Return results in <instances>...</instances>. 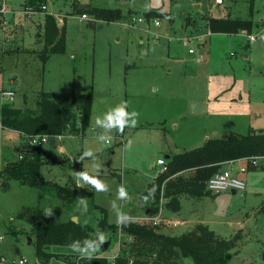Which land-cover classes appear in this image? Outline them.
Masks as SVG:
<instances>
[{"label": "rangeland", "instance_id": "rangeland-1", "mask_svg": "<svg viewBox=\"0 0 264 264\" xmlns=\"http://www.w3.org/2000/svg\"><path fill=\"white\" fill-rule=\"evenodd\" d=\"M24 1L0 0V6L5 4L14 11L7 15V28L0 31V106L12 102L15 107H35L30 105H35L41 90L77 94L91 91L92 111L85 135L49 137L42 145V151L57 160L62 156L57 146L62 145L64 153L74 156L75 161L72 165L64 160L43 165L40 174L47 180L77 187L75 182L82 169L102 180L107 190H97L82 181L81 188L93 189L94 198L83 199L87 208L79 202L76 211L50 191L42 190L40 194L37 187L0 175V256L9 260L24 257L31 264H40L32 235L31 216L36 207L51 214L53 222L66 221L73 215L96 226L102 215L101 209L93 207L98 204L107 209L108 221L118 226L111 236L109 231L103 233L105 241H110L108 248L104 252L98 249L112 260L126 245L135 243L133 237L121 231L118 213L166 233L164 201L156 213L162 220L158 224L147 219L156 215H149L147 206L135 201L137 184L150 182L158 173L159 165L152 166L158 158L165 160L167 152L199 147L208 138L264 129V42H248L244 32L211 33L207 28L209 17L230 15L251 19L252 33L264 34V0H225L222 5H214L211 0H45L48 11L66 22L64 53L51 54L45 63L37 56L44 47V30L26 25V17L18 14ZM92 7L119 8L122 17L105 21L87 12V18L81 19L80 10ZM150 9L168 15L151 17L160 21L159 26L148 24L147 18L140 24L133 22L132 18ZM35 17L43 29L44 14ZM198 36L204 39L203 44L195 39ZM189 38L194 40L187 41ZM189 48L195 51L189 53ZM9 88L16 91V96L3 98L1 91ZM121 102H127L129 113H138L127 117L137 120L134 127L125 126L119 131L96 125L98 116L102 119ZM193 102L204 103V109L193 111ZM101 134L111 136L110 142L100 141ZM20 140L17 131L0 127V169L6 162L15 161L11 159L17 154ZM89 149L94 157L78 156ZM239 177L264 196L262 169L246 171ZM121 186L128 192L126 199L118 196ZM240 194L227 191L209 193L200 200L183 198L182 214L203 216L204 224L225 237L240 225L248 226L250 231L245 229L243 242L237 251H231L228 264H253L261 260L260 251L264 250V238L254 237L257 231L264 233V219L253 212L246 216L254 200H245ZM70 206L73 209L68 213ZM140 208L141 214H132ZM50 250L60 252L57 255L63 259L76 257L69 255L75 253L71 246L55 245ZM51 264L73 263L52 259ZM182 264L193 261L185 257Z\"/></svg>", "mask_w": 264, "mask_h": 264}, {"label": "trees", "instance_id": "trees-1", "mask_svg": "<svg viewBox=\"0 0 264 264\" xmlns=\"http://www.w3.org/2000/svg\"><path fill=\"white\" fill-rule=\"evenodd\" d=\"M42 5H46L45 0H25L23 3V7L31 6L36 11H44ZM250 10L252 12V7ZM80 11L81 14L88 12L96 19L105 21L122 17L119 8L92 7ZM167 15L166 12L150 9L143 16L151 20V17ZM253 26L249 18L230 15L211 16L207 19V28L211 33H251ZM43 30L44 47L38 57L45 63L51 54L64 53L66 37L64 26L60 27L55 16L47 12L44 14ZM92 102L91 91L77 94L41 90L36 95L34 108L15 107L12 102L1 103L0 124L22 135V154L15 161L6 162L0 169V175L37 187L40 194H43L42 190L50 191L66 204L72 205L76 211L79 210L76 205L81 200H93L94 191L91 188L72 187L45 179L40 174L46 159L42 143L31 141L34 136L40 140L41 136L85 135L90 124ZM260 156H264V129H249L246 133L231 132L225 138H208L199 147L170 153L165 159V170L147 184L140 193V201L147 206L149 215L159 211L161 200L167 210L177 212L181 209L180 198L183 194L202 197L210 193L206 187L207 181L222 169L224 162L245 159L248 170H264V160L260 159L256 164L251 160ZM188 171L189 174H184ZM93 207L102 211L96 226L83 219L74 222L69 218L53 222L51 214L36 207L31 217L37 260L47 263L52 255L49 251L52 246H71L77 240L83 246L85 240L95 239L97 233L109 231L110 236L115 234L118 226L108 221L107 209L98 204H93ZM260 210L264 212V205ZM121 231L133 237L135 243L126 245L112 260L97 250L91 260L79 257L78 264H182L185 257H190L193 264H228L230 251L239 239L238 232L230 238L220 237L204 223H198L179 235H170L155 227L128 220L121 225Z\"/></svg>", "mask_w": 264, "mask_h": 264}, {"label": "crops", "instance_id": "crops-1", "mask_svg": "<svg viewBox=\"0 0 264 264\" xmlns=\"http://www.w3.org/2000/svg\"><path fill=\"white\" fill-rule=\"evenodd\" d=\"M46 6H47V4H46ZM198 6H199V4H198ZM24 8V7H23ZM48 11V6H47V10H46V12ZM38 13H43V14H45V12L44 11H37L36 13H35V15H31L29 18H26V21H25V23H26V25H29V26H33V25H36V26H38L39 28H41V30H43L42 29V23L40 22V21H38V19L35 17L36 16V14H38ZM56 16H58L59 17V15H56ZM44 22V21H43ZM66 23V22H65ZM65 23L63 22V20H62V23L59 25L60 27L61 26H64L65 27ZM29 29L30 28H27V31H29ZM240 32H244V31H240ZM41 33V32H40ZM40 33L38 34V35H40ZM245 33V32H244ZM23 38V37H22ZM20 48V47H19ZM18 48V49H19ZM190 53V52H189ZM37 56H38V54H37ZM245 57H247V55H244ZM9 90H13L14 91V97L16 96V91L13 89V88H9ZM26 101V97H25V99H24V102ZM193 103H199V102H193ZM26 106H28V105H26ZM26 106H24V107H26ZM30 106H36V105H30ZM204 106H205V104L203 103V107H202V109L201 110H203L204 109ZM31 108H34V107H31ZM200 110V111H201ZM0 127L1 128H5V127H3V126H1V124H0ZM5 129H7V130H11V129H8V128H5ZM12 131V130H11ZM13 131H15V130H13ZM17 133H19L18 131H17ZM19 135H20V138H21V140H20V144H21V141H22V135L19 133ZM63 136H75V135H60V136H58L59 138H62ZM54 137V136H53ZM118 138H119V141H121V140H123L122 138H121V134L119 133L118 134ZM45 143V142H44ZM44 143H42V145L44 144ZM57 148H58V151L59 152H62V153H60L62 156H60V158L57 160V159H54L55 157H49L50 155H48L45 151H43V154H44V156H45V163L43 164V165H47V164H49V163H54L55 161H56V163H58V164H61L60 163V161H67V165H72V163L75 161V157L74 156H67L66 155V153H64V151H65V148H64V146H62V145H59V146H57ZM16 152H17V154L14 156H12V159L11 160H16V159H18L19 157H20V155L22 154V151L20 150V147H17L16 148ZM170 153L169 152H167V153H165V155H164V158L166 159V155H169ZM78 156L79 157H81L82 156V154H78ZM158 159H160V158H158ZM58 161V162H57ZM42 165V166H43ZM155 165H158L157 164V161H156V164H153L152 166H155ZM232 166H234V173H236L238 176H240V175H242L243 173H245L246 171H249L248 169H246V171H244V172H239L238 171V169H237V167L238 166H247V162H246V160L245 159H237V160H235L233 163H232ZM226 167H229V163H227V162H224L223 164H222V168H226ZM82 171H84V170H82L81 169V172ZM264 171V170H263ZM157 174H155L153 177H152V179L156 176ZM93 176V175H92ZM77 181H79V182H82L80 179H76V182ZM75 182V183H76ZM149 182H145V183H139V184H137L138 186L136 187L137 189H136V194H137V199L135 198V201H137L138 203H139V205H141V201H140V198H139V196H140V193H142L143 191H144V189L146 188V186H147V184H148ZM65 185H68V184H65ZM70 186V185H69ZM93 190V189H92ZM138 192V193H137ZM224 192H227V191H224ZM231 193H232V191H230ZM242 192H244V193H242ZM236 193H241L240 194V196L241 197H243L245 200H247L248 198L249 199H251V200H254V202L252 203V205L250 206V211L249 212H247L246 213V216H248L249 215V213L250 212H253L255 215H257V214H261V219H264V212H262L261 210H260V208L264 205V196H262V195H259V193L257 192V191H255L254 189H250L249 187H247V184H246V188H245V190L244 191H235L234 193H232L233 195L234 194H236ZM205 196V195H204ZM204 196H202V197H192V196H188V195H182L181 196V198H180V201H181V209L179 210V211H177V212H173V211H169V210H167L166 209V234H170V235H179V234H181V233H183V232H186V231H189V230H191L196 224H198V223H203L202 222V218H203V216H199L198 218H193L191 215H189V214H187V215H183L182 214V210H183V203H182V199L183 198H188V199H195V200H200V198H203ZM74 208V207H73ZM71 206H70V210H69V212L68 213H70L71 211H72V209H73ZM141 209V208H140ZM141 211H142V209L139 211V212H134V213H132V214H141ZM68 215V214H67ZM72 217H74L73 215H70L69 216V218L70 219H72ZM68 218V219H69ZM77 218V217H76ZM141 218V217H140ZM78 220V219H77ZM246 220H249V218H247ZM258 221H259V219H258ZM174 222H176V223H174ZM177 228H181L179 231H177L176 229ZM176 230V231H173V230ZM245 229H248V231H250V229H249V227L248 226H242V225H240L236 230L237 231H235L233 234H230L229 236H222V235H220L217 231H216V229H212L218 236H220V237H223V238H230V237H232L236 232H238L239 234H238V241H237V243H236V246L231 250V251H233V252H235V249H236V251H237V248L239 247V245L240 244H242V242H243V239H244V236L246 235V230ZM162 232V231H161ZM250 234H252V233H248V236H250V237H252V235H250ZM262 236L263 238H264V233H261L260 231H257V233L255 234V239L256 240H258L259 238V236ZM245 239H248V237L246 236V238ZM2 242V241H1ZM0 242V243H1ZM49 251H51V250H49ZM230 251V252H231ZM52 252V255L50 256V258H49V260L47 261V263H40V264H51V260L52 259H55L56 261H58V262H61L62 260H65V262H68V261H70L71 263H73V264H78V259H79V257H81L78 253H69V255H72V256H76L75 257V259H71L70 257H68V258H66V259H63V257H60L59 255H57L58 253L60 254V252H55V251H51ZM261 252V255L264 253V250H262V251H260ZM232 253V252H231ZM234 255V254H233ZM261 260L260 261H255L253 264H258V263H260L261 261H263L262 260V257L260 258Z\"/></svg>", "mask_w": 264, "mask_h": 264}, {"label": "built area", "instance_id": "built-area-1", "mask_svg": "<svg viewBox=\"0 0 264 264\" xmlns=\"http://www.w3.org/2000/svg\"><path fill=\"white\" fill-rule=\"evenodd\" d=\"M212 3L214 5H222L224 3L225 0H211ZM42 10H44V12H46L47 10V6L46 5H42ZM13 10H8L5 4H2L0 6V31L5 30L8 26V18L7 15L8 13H13ZM37 11L35 9H33L31 6L28 7H24L21 11H18V14L23 15L26 18H29L31 15L35 14ZM47 13H50L52 15L55 16L56 20H57V24L60 25L62 23V18L59 16H56L53 12L47 11ZM81 19H85L87 18L86 14H82ZM133 22L136 24H140L143 23L144 20H146V18L143 15L137 16L132 18ZM150 22L155 25V26H159L160 25V21L158 19H151L150 21H148V24H150ZM128 25V24H127ZM147 28L149 29V25L147 26ZM247 35L248 38V42H256V41H261L264 42V34H260V33H245ZM202 36H198V38H195L197 40H202L200 44L204 43V39L200 38ZM194 40L193 38H189L187 41H192ZM195 50H193L192 48L188 49V52L193 53ZM201 57H197V60H201ZM14 91L13 90H9V89H3L1 91V96L3 98H13L14 97ZM49 137L48 136H41L40 140L38 139V136H34L31 141L32 142H41L44 143ZM260 159L264 160V156H260V157H256V158H251L252 163L256 164ZM235 160H229L226 161L227 163H229V167L226 168H222L220 169L218 172L214 173L207 181L206 187L208 189V191L210 193H214V194H219L221 192L224 191H244L246 188V183L243 179H241L236 173H234V166H232V163ZM157 164L159 165V172H162L165 170V160L160 158L157 159ZM239 172H244L247 169V166H238L237 167ZM157 173V174H158ZM89 185H91L90 183H88ZM76 186L78 188H81L83 186L82 182L77 181L76 182ZM93 186V185H92ZM156 215V214H155ZM154 216V215H152ZM148 220H152L153 224H158L159 222H161V218L159 217V215H156L154 217H147ZM176 223V222H174ZM3 239L0 237V242ZM0 263H5V264H31L26 258L21 257L18 258L17 260L15 259H6L4 256H0ZM258 264H264V260L261 261Z\"/></svg>", "mask_w": 264, "mask_h": 264}, {"label": "clouds", "instance_id": "clouds-1", "mask_svg": "<svg viewBox=\"0 0 264 264\" xmlns=\"http://www.w3.org/2000/svg\"><path fill=\"white\" fill-rule=\"evenodd\" d=\"M128 108L127 102H121L119 105L111 108L109 111L104 113L101 119V116H98L95 120L96 125H102L105 129H111L113 127L117 128L119 131H123L125 126H132L134 127L137 123V120H128L127 117L129 115L137 116L138 113L136 111H132L129 113L126 109ZM99 140L103 141V143H108L111 140V136L106 135H99ZM129 143V147H130ZM85 156L87 157H94V153L91 149L86 150L82 156L81 159H83ZM79 179L83 181L84 183H90L93 185L97 190L105 191L107 190V185L100 180L96 176L90 175L86 171H82L79 173ZM151 191V190H150ZM118 196L120 199H126L128 198V192L127 190L121 186L118 191ZM145 200H147L146 197H144ZM80 204L83 205L85 208H87V204L84 200L80 201ZM128 216L124 213H118V222L121 224H124L128 221ZM106 237L103 233H97L95 239H87L84 241L83 246L80 244V242L74 241L71 245L72 251L78 253L82 258H88L91 260L94 258V254L97 252V250L100 248V246L105 242Z\"/></svg>", "mask_w": 264, "mask_h": 264}, {"label": "water", "instance_id": "water-1", "mask_svg": "<svg viewBox=\"0 0 264 264\" xmlns=\"http://www.w3.org/2000/svg\"><path fill=\"white\" fill-rule=\"evenodd\" d=\"M202 107H203V104H200V103H193V111H200V110L202 109ZM168 156H169V155H166V158H167ZM234 192H235V191H232V193H234ZM72 220H73L74 222H77V218H76V217H72ZM30 242H31V240L29 239V243H30ZM109 243H110L109 240L105 241V242L100 246V250H101L102 252H104V251L107 249ZM228 257L230 258V255H229ZM262 260H264V253L262 254Z\"/></svg>", "mask_w": 264, "mask_h": 264}]
</instances>
